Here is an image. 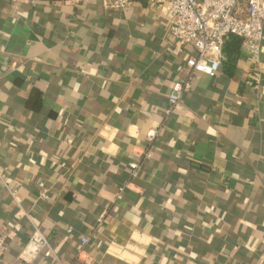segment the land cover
Here are the masks:
<instances>
[{"label": "crops", "instance_id": "1", "mask_svg": "<svg viewBox=\"0 0 264 264\" xmlns=\"http://www.w3.org/2000/svg\"><path fill=\"white\" fill-rule=\"evenodd\" d=\"M171 47L153 0H0V264H264V42L166 116Z\"/></svg>", "mask_w": 264, "mask_h": 264}, {"label": "built area", "instance_id": "2", "mask_svg": "<svg viewBox=\"0 0 264 264\" xmlns=\"http://www.w3.org/2000/svg\"><path fill=\"white\" fill-rule=\"evenodd\" d=\"M17 4L21 0H9ZM78 3L81 0H68ZM95 1V0H84ZM106 9L120 11L129 6V0H99ZM158 6L164 7V16L168 22V34L173 47L169 52L178 55L185 47L192 49L182 66L176 68L183 78L173 83L167 95L165 115L174 113L188 92L190 82L195 75L214 77L225 62L222 48L230 37L241 39V51L253 61L261 53L264 42V0H153ZM160 128L147 133V140L152 143ZM145 157L150 154L145 152ZM131 176L138 170L137 163L129 165ZM102 215L98 226L103 222ZM7 234L0 232V261L7 251ZM88 239L81 238V247L77 259L84 254L83 248ZM43 252H49L57 264H62L53 254L46 238L38 231L30 237L23 249L20 259L23 262L34 260Z\"/></svg>", "mask_w": 264, "mask_h": 264}, {"label": "trees", "instance_id": "3", "mask_svg": "<svg viewBox=\"0 0 264 264\" xmlns=\"http://www.w3.org/2000/svg\"><path fill=\"white\" fill-rule=\"evenodd\" d=\"M241 39L230 36L224 43L222 53L225 57L224 66H233L237 63L241 51Z\"/></svg>", "mask_w": 264, "mask_h": 264}]
</instances>
